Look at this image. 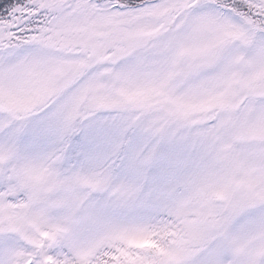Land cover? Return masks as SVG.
<instances>
[{"label": "snow or ice", "instance_id": "6c2138e0", "mask_svg": "<svg viewBox=\"0 0 264 264\" xmlns=\"http://www.w3.org/2000/svg\"><path fill=\"white\" fill-rule=\"evenodd\" d=\"M0 264H264V0H0Z\"/></svg>", "mask_w": 264, "mask_h": 264}]
</instances>
